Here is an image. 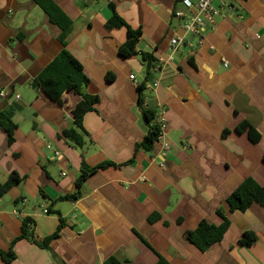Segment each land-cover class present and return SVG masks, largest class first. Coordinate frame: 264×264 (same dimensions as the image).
Wrapping results in <instances>:
<instances>
[{"label":"crops","instance_id":"1","mask_svg":"<svg viewBox=\"0 0 264 264\" xmlns=\"http://www.w3.org/2000/svg\"><path fill=\"white\" fill-rule=\"evenodd\" d=\"M52 1L72 20L66 48L98 102L75 145L64 132L80 130L73 112L82 95L67 90L57 101L35 82L64 48L61 27L36 0H0V112L12 109L17 125L11 144L0 125V182L23 177L0 195V250L15 254L0 264H264V206L230 211L227 202L249 177L264 186V0H225L233 9L201 36L175 15L182 0ZM111 4L141 31L137 54H120L127 29L107 27ZM176 35L186 44L173 49ZM142 53L154 57L149 69ZM160 109L163 139L146 150L156 120L145 111L156 118ZM104 161L112 165L91 173L80 196L64 198L84 166ZM25 217L31 237L21 238ZM225 219L206 250L189 240L200 221ZM246 231L256 235L251 245L241 242Z\"/></svg>","mask_w":264,"mask_h":264},{"label":"trees","instance_id":"2","mask_svg":"<svg viewBox=\"0 0 264 264\" xmlns=\"http://www.w3.org/2000/svg\"><path fill=\"white\" fill-rule=\"evenodd\" d=\"M40 4L46 13L49 15L51 22L59 25L62 29L60 40L62 41L63 50L52 60L38 75L35 82L36 84L52 99L61 101L62 94L67 90H74L82 95V100L75 108L73 114L75 122L80 130L69 129L65 130V136L70 139L75 145L82 147L85 139L83 128V117L85 113L94 109V105L98 102L97 95H91L85 92V88L89 83L88 76L83 71L82 63L66 48V39L72 30V20L67 17L52 0H36ZM113 9L112 16L107 21L108 28L125 27L127 29V40L120 48V54L124 57L137 54L136 46L141 37V31L139 29H132L125 20L116 12L115 6L111 4ZM142 59L147 63L149 69L154 61V57L148 53H142ZM142 89V86H139ZM148 119L155 120L154 113L145 111ZM0 125L7 132L9 136V143L14 142V130L17 127L13 120V110L6 109L0 112ZM248 132L251 139L256 142L260 136L256 130L249 124ZM239 130L244 128L239 127ZM161 130L157 123L151 126L148 134L141 142V146L146 150H151L154 143L158 140V136ZM112 165L109 161H104L96 167L84 166L81 174L76 180L77 190L72 195H67L64 198L76 199L81 194V187L85 179L98 169L105 168ZM17 172H12L9 178L5 182H0V195H4L13 186L19 184L22 181ZM227 202L229 204L230 211H245L254 202H258L264 206V186L259 184L255 179L249 177L238 186L228 197ZM31 220L27 217L23 219L22 234L23 237H31L30 226ZM63 222V221H62ZM229 226L227 219L224 222L216 226L209 223L207 220L200 221L199 225L188 234L189 240L199 247L201 250H206L209 246L222 239L225 231ZM57 232L44 240V245L51 240V238L57 236ZM256 241V235L251 231L244 232L241 242L245 245H251ZM0 255L6 262H10L15 258L13 247L8 252L0 250ZM105 264H120L115 258L109 259ZM156 264H170L163 257H160Z\"/></svg>","mask_w":264,"mask_h":264},{"label":"built area","instance_id":"3","mask_svg":"<svg viewBox=\"0 0 264 264\" xmlns=\"http://www.w3.org/2000/svg\"><path fill=\"white\" fill-rule=\"evenodd\" d=\"M185 10H178L175 12L177 17L182 18L183 24L182 27L186 32H191L201 36V32L204 31L207 27L215 28L217 26V18H223L227 15L228 11L233 9V6L227 3L225 0H218V5H214L213 0H198L197 3H193L191 0H182ZM239 17H242L239 15ZM186 44L185 39L182 36H174L171 39V46L173 49H177L180 46ZM192 46V44H189ZM170 60V58H169ZM165 62V60H162ZM226 62V61H224ZM161 64V62H160ZM157 67H160L158 65ZM130 79L136 84V76L134 74L130 75ZM157 82H155L156 84ZM154 83L148 84L147 87L155 86ZM3 94V93H2ZM144 108L147 109V104L144 102ZM165 109H160L156 115V123L159 126L161 133L158 136V139H163L164 128L166 125V118L164 116ZM164 147L168 149V145L164 143ZM163 165V163L161 164ZM45 213H48V210L45 209Z\"/></svg>","mask_w":264,"mask_h":264}]
</instances>
